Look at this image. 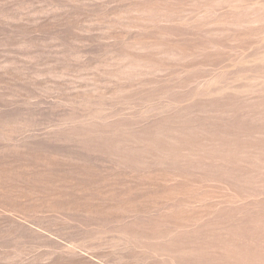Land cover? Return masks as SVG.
I'll use <instances>...</instances> for the list:
<instances>
[{"label":"rangeland","instance_id":"1","mask_svg":"<svg viewBox=\"0 0 264 264\" xmlns=\"http://www.w3.org/2000/svg\"><path fill=\"white\" fill-rule=\"evenodd\" d=\"M0 264H264V0H0Z\"/></svg>","mask_w":264,"mask_h":264}]
</instances>
